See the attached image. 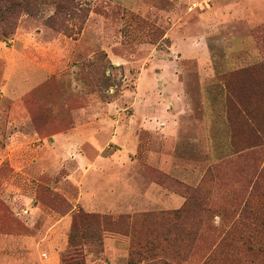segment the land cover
<instances>
[{"label": "rangeland", "instance_id": "obj_1", "mask_svg": "<svg viewBox=\"0 0 264 264\" xmlns=\"http://www.w3.org/2000/svg\"><path fill=\"white\" fill-rule=\"evenodd\" d=\"M27 1L0 24V231L61 264H264V15L210 23L236 0ZM190 40L207 60H183ZM173 116L172 167L141 174L183 208H74L75 136Z\"/></svg>", "mask_w": 264, "mask_h": 264}, {"label": "crops", "instance_id": "obj_2", "mask_svg": "<svg viewBox=\"0 0 264 264\" xmlns=\"http://www.w3.org/2000/svg\"><path fill=\"white\" fill-rule=\"evenodd\" d=\"M256 2L236 0L229 6L216 4L207 12L208 20L211 24H215L220 18L225 17L226 21L232 22L238 15L247 17L249 12H253L256 16L252 21L258 22L259 19H263L264 9L254 8ZM183 42L186 48L183 60L188 58V52H198L201 54V57H198L199 60H207L208 54L202 53L201 47L198 50L195 49L194 42L191 40ZM181 93L180 87H172V102L178 108L186 104L180 97ZM174 117L137 120L136 131L130 130L128 123L119 124L117 128L107 129L94 139H89L88 143L82 140L81 135L75 136L72 145L74 154L72 179L78 197L73 203L74 208L79 206L89 214L114 216L126 215L147 206L168 210L183 208L186 204L185 197L172 193L153 181L144 184L142 182L144 177L141 174L146 165L162 170L172 167L170 150L172 144L174 142L176 144L179 139L178 129L175 130V125L179 123ZM183 167L186 169L188 166L184 164ZM70 219L69 215L61 218L51 230L58 231L60 225L62 223L68 225ZM48 236L51 238V235L46 234V238ZM103 242L107 251L118 250L120 246L117 242L111 243L106 238ZM37 245L38 242L31 236L14 231H0V264H40V261H45L43 264H61L59 251L51 257L47 253L48 260L40 259L41 254L39 249H36Z\"/></svg>", "mask_w": 264, "mask_h": 264}, {"label": "trees", "instance_id": "obj_3", "mask_svg": "<svg viewBox=\"0 0 264 264\" xmlns=\"http://www.w3.org/2000/svg\"><path fill=\"white\" fill-rule=\"evenodd\" d=\"M19 2H16L15 0H0V24L5 23L10 17V14L12 15L16 7H21L23 4H26L28 2L27 0H18ZM12 35L11 31H3L0 33V38H3L4 41H8Z\"/></svg>", "mask_w": 264, "mask_h": 264}]
</instances>
